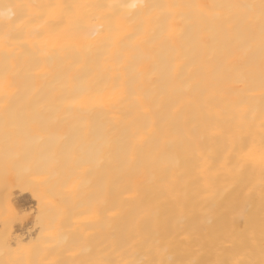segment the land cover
Segmentation results:
<instances>
[{
    "label": "bare ground",
    "instance_id": "obj_1",
    "mask_svg": "<svg viewBox=\"0 0 264 264\" xmlns=\"http://www.w3.org/2000/svg\"><path fill=\"white\" fill-rule=\"evenodd\" d=\"M262 3L0 0V264H264Z\"/></svg>",
    "mask_w": 264,
    "mask_h": 264
},
{
    "label": "clouds",
    "instance_id": "obj_2",
    "mask_svg": "<svg viewBox=\"0 0 264 264\" xmlns=\"http://www.w3.org/2000/svg\"><path fill=\"white\" fill-rule=\"evenodd\" d=\"M3 7L8 8L7 5H3ZM11 15L10 10L9 11H0V19H7Z\"/></svg>",
    "mask_w": 264,
    "mask_h": 264
},
{
    "label": "snow or ice",
    "instance_id": "obj_3",
    "mask_svg": "<svg viewBox=\"0 0 264 264\" xmlns=\"http://www.w3.org/2000/svg\"><path fill=\"white\" fill-rule=\"evenodd\" d=\"M262 8H264V3H262ZM262 31H264V29H262Z\"/></svg>",
    "mask_w": 264,
    "mask_h": 264
}]
</instances>
